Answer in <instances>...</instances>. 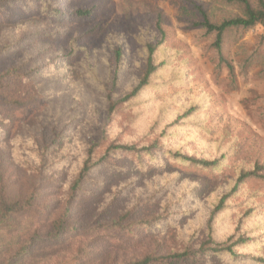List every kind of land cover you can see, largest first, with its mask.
Listing matches in <instances>:
<instances>
[{
  "label": "rangeland",
  "instance_id": "1",
  "mask_svg": "<svg viewBox=\"0 0 264 264\" xmlns=\"http://www.w3.org/2000/svg\"><path fill=\"white\" fill-rule=\"evenodd\" d=\"M195 1L207 6L213 21L228 13L215 0ZM86 5L98 6L91 18L45 28L49 33H61L60 38H46L0 57V72L9 67H19L23 72L31 66L44 65L46 59H53L56 51L67 53L73 46L81 50L74 64L53 66L54 69L46 70L23 84L12 81L8 100L1 97L0 91V180L11 198H23L34 191L37 205L43 209L37 212L39 217L18 220V233L0 237V256L16 250L17 245L21 246L26 240H41L50 231L51 220L64 210L70 212L67 225L74 229L62 234V239L49 247L33 246L29 259L25 261L27 264H48L58 259L68 261L74 257L78 247L85 249L83 255L90 263L119 264L136 259L156 243L160 244V252H166L169 242L175 243L174 234L166 238L140 232L129 247H123L94 231L96 226L118 215L134 201L145 200L150 190L159 187L177 171L170 165L148 173L131 170L127 176L114 175L102 168L92 176H97V181L91 196L66 202L73 171L89 145L105 137L103 146L98 149L102 153L115 139L119 142L149 139L141 131L148 118H144L141 124V121L136 124L131 119L127 120L129 115H124L117 123L109 121L103 99L87 84L79 62L86 58L96 60L98 71L103 72L100 65L103 61H112V49L116 44L125 41L133 53L138 35L151 29L154 31L157 16L161 17L162 28L167 33V44L181 49L183 59L188 61L183 62L187 73L183 89L188 94L187 99L194 100L200 108L199 121L203 122L202 130L191 135L197 141L186 153L198 155L210 142L245 141L243 152L231 156L230 167L224 175L206 180L196 192L198 200L206 199L212 191L223 186L244 158L264 161V72H261L264 41L259 43L264 27L257 26L241 37L231 35L226 38L223 53L235 73V84L231 85L226 71L216 70L210 48L212 37L204 36L202 29L192 27L199 18L180 0H91L86 1ZM7 33L0 28V37ZM43 51L46 52L45 57ZM253 53L254 63L242 69L243 60ZM29 57H34L31 64L26 61ZM129 67L133 71L132 64ZM168 82L165 77L166 88L153 93L157 98L154 105L170 99L183 86L172 87ZM13 97L24 105L12 107ZM58 103L61 110L55 113ZM41 155L44 156V169L34 170ZM208 155L212 156L213 151ZM65 158L67 160L56 164ZM187 178L193 177L184 175L181 179ZM257 188L264 203V184ZM164 198L165 194L158 201ZM258 201L261 203L260 197ZM199 209L198 204L194 212L179 222L183 231L189 232L202 225V213L198 216L196 212ZM150 212L142 216L146 218ZM258 220V226L264 232V209ZM233 223L231 219L228 225L232 227ZM18 236L21 238H16Z\"/></svg>",
  "mask_w": 264,
  "mask_h": 264
},
{
  "label": "trees",
  "instance_id": "2",
  "mask_svg": "<svg viewBox=\"0 0 264 264\" xmlns=\"http://www.w3.org/2000/svg\"><path fill=\"white\" fill-rule=\"evenodd\" d=\"M86 1L91 0H0V28L8 31L0 37V57L43 39H57L60 36L61 33L47 32L46 27L91 18L98 6L86 5ZM180 1L199 18V21L192 23V27L202 29L204 36L212 37L210 48L216 70L224 69L230 84L234 85V68L224 56V42L231 35L241 37L257 26L264 27V0H215L228 10L216 21L209 17L204 3ZM263 41L264 34L259 43ZM167 42L161 17L157 16L154 31L151 29L138 35L133 53L125 41L116 44L112 49V61L106 60L100 65L103 72L98 71L96 60L86 58L79 62L87 84L103 99L109 121L116 122L129 115L127 120L131 119L136 124L141 121V124L144 118H148L141 131L149 139L139 138L130 142L115 139L102 153L98 149L103 146L101 144L105 137L89 145L73 171L66 202L91 196L96 190L97 181V176H92L102 168L114 175L127 176L131 170L148 173L152 169H164L170 165L177 171L170 174L159 187L150 190L145 200L134 201L118 215L100 223L94 231L123 247H129L140 232L151 234V237L166 238L174 234L175 243L169 242L166 252H160V244L156 243L142 251L136 259L119 264H264V232L258 226L264 203L263 195L257 188L259 184H264V161L244 158L232 177L224 179L223 186L212 191L206 199L198 200L196 192L206 180L224 175L230 167L231 156L243 152L245 141L226 144H222V140L210 142L198 155L186 153L197 141L191 135L202 130L203 122L199 121L200 108L194 100L187 99L188 94L183 89L187 76L183 69L184 53ZM77 51L75 46L67 53L56 51L53 59H46L44 65L31 66L23 72L19 67L2 70L1 97L8 100L12 81L23 84L46 70L54 69L53 66L67 67L71 62L76 63L81 50ZM43 55L45 57L46 52L43 51ZM253 56L254 53L243 60L242 69L254 63ZM33 59L29 57L26 61L31 64ZM129 64H132L133 71ZM261 72H264V67ZM165 77L169 79L170 86H183L170 99L154 105L157 98L153 93L166 88ZM11 104L14 108L24 105L14 97ZM58 104L55 113H60ZM262 116L264 118V112ZM209 151H213L212 156L208 155ZM36 162L34 170L39 167L44 169L43 155ZM184 175L193 178L181 179ZM163 194L165 198L159 202ZM198 204L200 209L196 212L198 216L202 213V225L189 232L183 231L179 222L188 213L194 212ZM39 211L43 209L37 205L34 191L23 198H11L6 185L0 180V237L18 233V220L39 217ZM148 211H151L148 217H143ZM69 214L68 210H64L52 219L50 231L41 240L29 239L21 246L17 245L16 250L5 252L0 256V264H27L25 261L29 259L33 246L49 247L62 239V234L73 232L74 229L67 225ZM231 219L234 222L232 227L228 225ZM84 252V248L78 247L74 257L68 261L58 259L48 264H93L83 255Z\"/></svg>",
  "mask_w": 264,
  "mask_h": 264
}]
</instances>
